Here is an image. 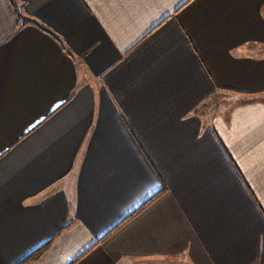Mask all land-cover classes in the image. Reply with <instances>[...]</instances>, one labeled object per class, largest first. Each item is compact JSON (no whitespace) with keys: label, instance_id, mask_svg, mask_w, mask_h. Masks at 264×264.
Instances as JSON below:
<instances>
[{"label":"crops","instance_id":"obj_1","mask_svg":"<svg viewBox=\"0 0 264 264\" xmlns=\"http://www.w3.org/2000/svg\"><path fill=\"white\" fill-rule=\"evenodd\" d=\"M14 1L0 264H264V0Z\"/></svg>","mask_w":264,"mask_h":264},{"label":"rangeland","instance_id":"obj_2","mask_svg":"<svg viewBox=\"0 0 264 264\" xmlns=\"http://www.w3.org/2000/svg\"><path fill=\"white\" fill-rule=\"evenodd\" d=\"M243 103L244 101L238 96L218 92L212 99H208V101L203 104L204 106H202V108L204 107V110L202 112L207 118L209 116L213 118L216 116L217 118L224 117L227 119L230 111L243 105Z\"/></svg>","mask_w":264,"mask_h":264},{"label":"trees","instance_id":"obj_3","mask_svg":"<svg viewBox=\"0 0 264 264\" xmlns=\"http://www.w3.org/2000/svg\"><path fill=\"white\" fill-rule=\"evenodd\" d=\"M12 2L15 4V1L14 0H12ZM23 24H26V22H23Z\"/></svg>","mask_w":264,"mask_h":264}]
</instances>
